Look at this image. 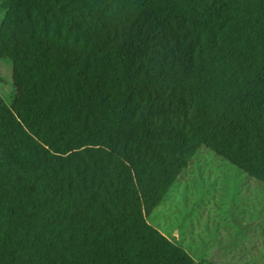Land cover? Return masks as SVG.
<instances>
[{
    "label": "trees",
    "instance_id": "trees-1",
    "mask_svg": "<svg viewBox=\"0 0 264 264\" xmlns=\"http://www.w3.org/2000/svg\"><path fill=\"white\" fill-rule=\"evenodd\" d=\"M0 7V264H217L146 217L202 148L264 192V0Z\"/></svg>",
    "mask_w": 264,
    "mask_h": 264
},
{
    "label": "rangeland",
    "instance_id": "rangeland-1",
    "mask_svg": "<svg viewBox=\"0 0 264 264\" xmlns=\"http://www.w3.org/2000/svg\"><path fill=\"white\" fill-rule=\"evenodd\" d=\"M5 16L0 7V32ZM8 63L0 64L4 79L0 95L11 104L14 91L4 75ZM146 221L195 261L215 257L217 264L264 261V192L208 149L194 154Z\"/></svg>",
    "mask_w": 264,
    "mask_h": 264
}]
</instances>
